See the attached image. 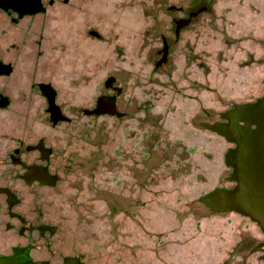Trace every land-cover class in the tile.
Segmentation results:
<instances>
[{"label": "water", "instance_id": "1", "mask_svg": "<svg viewBox=\"0 0 264 264\" xmlns=\"http://www.w3.org/2000/svg\"><path fill=\"white\" fill-rule=\"evenodd\" d=\"M0 264H264V0H0Z\"/></svg>", "mask_w": 264, "mask_h": 264}]
</instances>
